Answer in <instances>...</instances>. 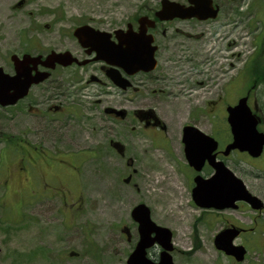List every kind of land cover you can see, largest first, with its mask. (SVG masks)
Masks as SVG:
<instances>
[{
    "label": "rangeland",
    "instance_id": "374dc122",
    "mask_svg": "<svg viewBox=\"0 0 264 264\" xmlns=\"http://www.w3.org/2000/svg\"><path fill=\"white\" fill-rule=\"evenodd\" d=\"M171 1L186 4L185 0ZM214 2L220 12L213 20H173L157 30L156 68L133 78L136 87L132 91L115 87V109L127 112L125 120L101 118L94 103L98 87L72 83H65L63 90L74 114L59 133L20 134L22 119L13 111L2 113L6 119L0 121V169L5 170V174L0 172V264H126L138 239L130 212L140 203L149 208L156 225L170 230L174 264H264L262 228H256L246 241L243 236L233 242L247 250L241 263L214 247V235L221 228L208 210L194 205L185 187L186 177L179 173L178 130L185 124L207 134L215 127L226 128V107L240 100L252 79H264V0ZM159 3L0 0V66L10 72L11 54L72 48V30L82 24L108 31L125 29L128 23L136 26L135 19L151 15ZM199 33L220 35L217 65L213 55L201 56V62L211 63L209 72L201 70L198 50L185 45L198 40ZM233 40L240 52H233ZM176 70L184 71L176 77ZM199 87L204 89L202 95L183 108L171 107L172 99L186 97ZM260 90L264 89L258 86L256 97L264 109ZM139 110H151L164 130L143 129L133 115ZM22 136L41 143L50 153H59L47 159L52 171L46 180L31 176L28 184L20 183L14 168L8 176L9 163L20 157L17 141ZM110 140L122 144L123 155L109 145ZM23 148L27 161L42 156ZM161 154L163 163L158 159ZM166 167L171 170L167 172ZM173 176L182 189L179 193L173 194L166 185ZM162 178L163 183H156ZM258 184L260 190L264 181ZM251 216L243 208L227 218L247 225ZM124 227L129 240L121 232ZM160 251L155 245L147 250V257L156 262Z\"/></svg>",
    "mask_w": 264,
    "mask_h": 264
},
{
    "label": "flooded vegetation",
    "instance_id": "af4514ba",
    "mask_svg": "<svg viewBox=\"0 0 264 264\" xmlns=\"http://www.w3.org/2000/svg\"><path fill=\"white\" fill-rule=\"evenodd\" d=\"M214 4L217 5L215 2ZM136 20L137 18L135 19V24ZM163 24L165 23L155 21L154 27L148 31V33H150L153 37L154 45V37L156 35V32ZM85 25H88L93 29H97L101 32H105L110 35L109 38H104L103 41L99 44L101 49L107 47L108 45L113 46L115 48V29L108 31L95 28L89 24ZM128 25H130L131 31H138L137 25L133 26L131 23H128L126 27ZM71 34L72 38L74 39L73 42L75 44L72 45V48H58L56 50L50 49L48 52L35 53L24 51L21 53V55L25 53H29L33 56L40 55L42 56L41 62H43V58L47 56L51 51L55 53L68 52L72 58L76 59V61L68 66H63L60 63H55L54 67L49 70L46 69L42 65V63H39L37 65H29V68L31 69V75L34 76L36 72L38 74L46 73L48 74L47 77L43 81H40L36 84H32L27 89L26 95L19 99L14 105L7 107L0 106V121L6 119L2 118V113L13 111L23 121V123H21V129H19L20 134L28 135L31 133H59L67 127L69 121L71 120L70 117L74 114L72 110H75V108L69 109V103L65 100L66 92L63 90V86L65 83L80 84L82 85V88L89 86H97L99 91L97 99L96 101H94V103L97 104V106L101 110V118L103 117L113 122H115V120H119L115 118V113L111 112V110H115V82L112 79H115V69L123 77L130 81V88L127 89L129 91L134 90V88L136 87L134 83L131 82L133 78L137 76H145L144 74L148 73L140 71L133 75L127 76L121 68H117L115 67V65H108L102 60H96L95 58L97 57V54L94 51L88 53V51L91 49V45H94L92 41H89L87 39L86 42H88V46L82 47L73 37V30ZM157 50L158 47L156 46V51L154 53L156 61ZM9 68L10 72L7 73L13 74V66L11 64ZM39 76L40 75H36L35 77ZM245 82L244 86H246L247 84ZM258 86H261L264 89V79H252L250 87L246 90L244 95L240 96L239 99H246V106L257 121L256 130L259 133L264 134V109H261L263 102L257 101L256 97ZM259 96L262 100L264 99V90L259 91ZM233 105H231V107ZM229 107L230 106L226 107V128L218 130L217 127H215V129L212 130L209 134L203 132L205 135L209 136L215 141V147L210 153V155L213 157V159H211L210 161L212 163H209L207 160H205L199 169H196L194 166H191L189 164V161L187 159V153L185 151L183 132L184 127L186 125L193 126V124H185L184 126H182L178 130L176 138L179 157L181 159H179V162L182 163V167L180 168L179 173L186 177L185 187L191 195V199L193 193L192 190L195 188L196 177H200L204 180H207L215 178V175L221 173L220 179L217 180V182L220 183L218 184L216 190L219 193H225L226 191L228 192V190L230 189L229 187H231V185L225 182V177L227 173L226 171H229L242 182L245 189L250 195L256 197L263 203V207L261 210L252 209L247 202L242 200L236 201L234 203L235 208H225L222 210H217L215 208L208 209L207 212H209V214L211 215V219H214L215 223H217L221 228L217 233H215L213 238V244L216 235L219 232L227 229H234L235 231H238V235L233 239V242L243 236L244 240L246 241L248 236L255 233L254 230H256V228H262L263 231H260V233L261 235L264 234V185H262L259 190L260 184H258L260 183V181H264V146L261 150V153L257 157H252L247 152L239 151L236 149L226 151L227 146L232 142L231 129L227 123V109ZM133 115L142 122L143 129L158 127L164 130V127L161 122L158 123L157 120L153 117L154 115L149 111H146V113L135 111L133 112ZM195 128L201 131L197 127ZM111 141L113 140L109 141V145L111 144ZM23 146L30 150L42 153V156L37 155L36 159H30V161H27V158L25 157L27 156V152L23 148ZM17 148L20 157H18L16 161L9 163L12 166L10 167V169L7 170L8 176L11 177V173L14 168L16 169L17 173L16 177L19 179L20 183L28 184L30 182L31 176H36L42 181L46 180L48 173L52 171L51 165L49 163L50 160L47 159L50 156L54 157L59 153H50L44 149L41 143L29 142L24 138V136L18 139ZM191 155L198 156L199 153L192 152ZM217 163L221 164V168L216 167ZM0 172H4L5 174L4 169H0ZM5 182L7 183L6 180ZM243 208L246 210V212H249L252 215L250 217L249 224L242 225L231 217L227 218V215L231 214V212L241 210Z\"/></svg>",
    "mask_w": 264,
    "mask_h": 264
},
{
    "label": "water",
    "instance_id": "95a60500",
    "mask_svg": "<svg viewBox=\"0 0 264 264\" xmlns=\"http://www.w3.org/2000/svg\"><path fill=\"white\" fill-rule=\"evenodd\" d=\"M188 5H182L170 0H161L160 8L154 13L159 21H171L175 18L191 19L196 18L199 21L214 19L217 16L218 9L212 4V0H186ZM138 31L133 32L130 25L125 31L115 30V48L108 45L101 49L100 43L104 38L110 35L95 30L87 25L77 27L73 31V36L77 39L82 47H87L88 42L92 41L91 49L97 54L96 60H102L108 65H115L121 68L126 75H133L139 71L149 72L155 68L156 60L154 53L156 47L152 45L153 37L147 34L148 28L154 27V21L145 16L138 18ZM101 50V52H100ZM15 74L10 76L5 74L0 68V105L9 106L17 102L18 99L24 97L27 89L40 81H43L48 74L37 73L31 75L29 65H37L42 63L45 68L52 69L55 63L63 66L71 65L76 61L68 52L55 53L51 51L41 62V56H31L24 54L21 57L13 54L10 56ZM40 75L39 77H35ZM115 86L125 90L130 84L121 77L120 73L115 69ZM246 99H240L236 106L227 109V122L231 129L232 142L227 146L226 151L239 150L247 152L252 157H257L261 153L264 146V134L256 130L257 121L246 106ZM115 116L124 119L125 111L111 110ZM184 142L187 159L191 166L199 169L203 162L207 160L209 163L213 157L210 155L215 147V141L193 126L184 127ZM112 147L119 154H123V146L118 142L112 143ZM199 153L198 156H192L191 153ZM217 168H221V164H216ZM225 182L231 187L225 193H219L216 189L220 182L221 173L215 175V178L204 180L200 177L195 178V188L192 190V199L199 208L210 209L215 208L222 210L225 208H235L236 201L247 202L252 209L259 210L262 203L256 197L250 195L245 189L242 182L237 179L231 172L226 171ZM131 219L137 223L138 241L134 250L128 256L127 264H173L169 254L172 251L171 232L164 227L157 226L150 219V211L144 204L136 205L130 213ZM129 239L128 229L122 230ZM153 235V236H152ZM238 235V231L227 229L217 234L214 240L215 248L223 252L226 256L232 257L236 262L244 260L245 249L243 246L234 245L233 239ZM158 244L162 248L158 263H154L146 257V250L154 244Z\"/></svg>",
    "mask_w": 264,
    "mask_h": 264
},
{
    "label": "bare ground",
    "instance_id": "6f19581e",
    "mask_svg": "<svg viewBox=\"0 0 264 264\" xmlns=\"http://www.w3.org/2000/svg\"><path fill=\"white\" fill-rule=\"evenodd\" d=\"M195 38H197L198 40L196 41H192V40H188L185 45L187 48H189L190 50L193 49V51L198 50V63L202 66L203 71L209 72V68H212L211 63L210 62H206L203 63V61L201 62V56L203 54H207L209 57H211V55H213V60L212 62L215 63L217 65L218 60H217V55L220 53L218 52L220 50L221 47V42L219 41L220 39V35H214V37L210 36V37H205L202 33H199ZM231 46L233 47V52H240V50H237L236 47L238 46L236 41L233 40L232 42H230ZM239 55V53H238ZM204 57V55H203ZM211 59V58H210ZM208 65V68H207ZM184 70H182L181 72L179 71H175L174 75L176 77L180 76L181 73ZM218 73H221L220 71H218ZM204 92V89L202 87H199L197 89H194L193 91L189 92L188 95L186 97H181V98H174L170 101V105L171 107H176V108H183L185 104H187L190 100H194L196 99L198 96L202 95V93ZM175 115V112H173ZM158 159H161V163L165 162V159L163 157V155H158ZM168 166V165H167ZM167 172H169L171 169H169V167H166ZM164 179H157L156 183L160 184L163 183ZM166 185L169 187L170 190H172V193L174 194L179 193L180 191H182L178 179L173 176L172 178L168 179V182L166 183Z\"/></svg>",
    "mask_w": 264,
    "mask_h": 264
}]
</instances>
